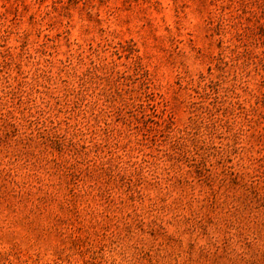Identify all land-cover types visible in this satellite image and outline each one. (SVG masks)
<instances>
[{"label": "rangeland", "instance_id": "obj_1", "mask_svg": "<svg viewBox=\"0 0 264 264\" xmlns=\"http://www.w3.org/2000/svg\"><path fill=\"white\" fill-rule=\"evenodd\" d=\"M0 264H264V0H0Z\"/></svg>", "mask_w": 264, "mask_h": 264}]
</instances>
